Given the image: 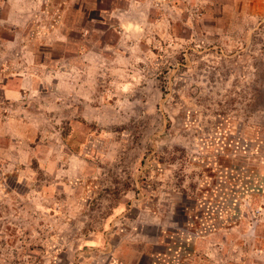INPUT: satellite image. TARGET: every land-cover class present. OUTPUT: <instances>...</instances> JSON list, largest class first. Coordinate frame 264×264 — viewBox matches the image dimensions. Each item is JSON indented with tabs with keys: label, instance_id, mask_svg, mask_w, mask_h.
I'll use <instances>...</instances> for the list:
<instances>
[{
	"label": "rangeland",
	"instance_id": "1",
	"mask_svg": "<svg viewBox=\"0 0 264 264\" xmlns=\"http://www.w3.org/2000/svg\"><path fill=\"white\" fill-rule=\"evenodd\" d=\"M0 264H264V0H0Z\"/></svg>",
	"mask_w": 264,
	"mask_h": 264
},
{
	"label": "crops",
	"instance_id": "2",
	"mask_svg": "<svg viewBox=\"0 0 264 264\" xmlns=\"http://www.w3.org/2000/svg\"><path fill=\"white\" fill-rule=\"evenodd\" d=\"M21 87H22V84H21ZM217 191H218V190H215V189H214V190L212 189V191L210 190V193L208 194V197H211V196H212V192H214V193L217 194V193H218ZM217 195L220 196L219 193H218ZM211 198H212V197H211ZM212 199H213V198H212ZM214 200H217V198L214 199ZM214 200H213V201H214ZM218 201H219V199H218ZM222 202H223V201H222ZM222 202H221V203H222ZM212 203H213V202H212ZM217 203H218V202H217ZM218 204H220V203H218ZM212 205H213V204H212Z\"/></svg>",
	"mask_w": 264,
	"mask_h": 264
},
{
	"label": "trees",
	"instance_id": "3",
	"mask_svg": "<svg viewBox=\"0 0 264 264\" xmlns=\"http://www.w3.org/2000/svg\"><path fill=\"white\" fill-rule=\"evenodd\" d=\"M217 202H218V199L213 201V203H214L213 206H214V207H212V209H214L215 207H216V209L220 208V204H217ZM225 205H226V203H225ZM223 209H225V208L222 207V210H220V211L223 212ZM225 210H226V209H225ZM214 211H215V210H214Z\"/></svg>",
	"mask_w": 264,
	"mask_h": 264
}]
</instances>
